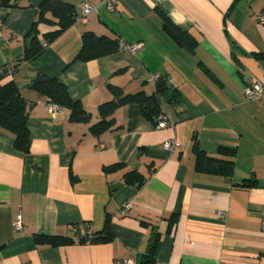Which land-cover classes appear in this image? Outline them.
<instances>
[{
  "label": "crops",
  "instance_id": "obj_1",
  "mask_svg": "<svg viewBox=\"0 0 264 264\" xmlns=\"http://www.w3.org/2000/svg\"><path fill=\"white\" fill-rule=\"evenodd\" d=\"M41 1L0 0V67L23 54ZM58 1L73 6L75 22L2 79H13L29 104L30 148L17 150L0 127V264H138L152 237L154 264H264V99L248 101L243 92L263 81L264 58L255 54L264 52V0H116L113 11L86 0L97 10L85 21L77 20L82 0ZM166 19L190 34L193 49L168 32ZM37 28L44 45L57 25L43 20ZM86 31L139 48L74 60ZM38 74L64 84L88 117L74 120L67 108L52 113L28 88ZM154 76L167 89L156 92ZM110 85L125 94L156 92L171 125L158 127L133 102L116 107L109 128L92 131L99 106L113 97ZM168 139L178 143L171 151ZM194 145L232 160L231 174L199 171ZM129 170L144 176L140 187L124 181ZM107 217L109 241H79L88 229L98 236ZM37 235L74 241L55 246Z\"/></svg>",
  "mask_w": 264,
  "mask_h": 264
},
{
  "label": "trees",
  "instance_id": "obj_2",
  "mask_svg": "<svg viewBox=\"0 0 264 264\" xmlns=\"http://www.w3.org/2000/svg\"><path fill=\"white\" fill-rule=\"evenodd\" d=\"M2 3L8 4L10 0H1ZM237 1V0H235ZM47 16L52 19L49 20ZM76 13L70 4L58 0H42L38 7V14L32 23L30 30L26 34L23 54L12 64L0 67V127L8 130L14 135V147L22 152H28L30 148L29 131L27 128L28 108L29 104L18 90L13 79L2 82V79L13 74L15 69L22 62H29L36 58L45 48L38 38V23L43 20L53 21L57 28L43 35L46 45L51 43L55 38L61 35L75 22ZM165 28L174 38L187 45L189 48L194 47L195 42L190 34L182 32L178 27L174 26L169 20L163 22ZM118 48V40H112L105 36H97L93 32L86 31L82 34V45L74 57V60H90L115 51ZM257 58H264L263 53H256ZM10 70V72H9ZM155 91H163L167 89V80L158 77L155 80ZM28 88L44 97L48 103L58 105L60 108L70 110V117L74 120L78 118L88 117L83 107L78 101H74L68 93L64 84L55 77H49L44 74H38L34 78ZM112 99L99 106L101 120L91 127L94 132L106 130L113 124L112 118H107L116 107L127 104L137 103L143 115L157 122L161 114L156 92L146 94L143 91L125 94L121 88L109 86ZM178 94L172 91L169 96L170 101H176ZM195 165L199 171L212 172L229 176L232 172L233 161L212 158L206 155L197 145H194ZM223 153H230L232 149L221 148ZM117 167L116 164L105 167V170H112ZM123 179L126 183L140 187L144 182V176L136 170H129L124 173ZM98 236H86L79 238L80 242H106L112 238V232L109 226V218H106L105 226ZM37 242H47L51 245L70 244L74 240L71 237L60 235H37ZM157 237L151 238L146 253L142 256L138 264H154V253L157 245Z\"/></svg>",
  "mask_w": 264,
  "mask_h": 264
},
{
  "label": "built area",
  "instance_id": "obj_3",
  "mask_svg": "<svg viewBox=\"0 0 264 264\" xmlns=\"http://www.w3.org/2000/svg\"><path fill=\"white\" fill-rule=\"evenodd\" d=\"M103 3L105 4L106 8L109 11H113L115 8L116 0H103ZM79 6H80V15L78 16L77 20H81V21H85L87 16L91 12L97 10V5L92 4L86 0H82ZM258 21L260 23L264 24V13H262L258 16ZM44 45L46 46V43ZM118 48L121 50H125L126 52L134 53L139 48V44L127 43L123 39H118ZM9 72H10V70H9ZM156 79H158V76L153 77L154 81ZM243 92H244L245 99L248 101L263 100L264 99V72H263V81L258 80V79L252 80L250 83H248L246 86H244ZM49 109L52 113H55V112L59 111L61 108L56 104L50 103ZM169 125H171V123L166 116L161 115L158 118V122H157L158 127H166ZM177 146H178V143L174 139H168L164 142V148L169 150V151L173 150ZM131 205H132V203L130 201L126 202L120 208V210H119L120 213L125 214L128 211V209L131 207ZM219 215L222 218L225 217V213L223 211H220ZM13 229L15 231H20L22 229V224H21L20 220H17L16 222H14ZM73 230L76 231V228L73 227ZM262 230L264 232V219H263V223H262ZM87 234H88V236H91L92 231L90 229H88ZM129 263H130V261H128V260H120V261H116L114 264H129Z\"/></svg>",
  "mask_w": 264,
  "mask_h": 264
}]
</instances>
